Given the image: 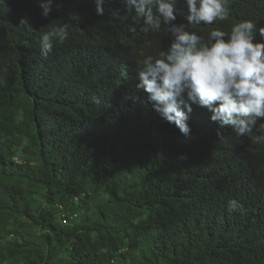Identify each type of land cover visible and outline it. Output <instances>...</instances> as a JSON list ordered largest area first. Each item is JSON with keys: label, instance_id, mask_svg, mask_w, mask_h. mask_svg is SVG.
Listing matches in <instances>:
<instances>
[{"label": "trees", "instance_id": "trees-1", "mask_svg": "<svg viewBox=\"0 0 264 264\" xmlns=\"http://www.w3.org/2000/svg\"><path fill=\"white\" fill-rule=\"evenodd\" d=\"M42 2L0 4V264H264V142L197 104L184 136L143 103L138 61L171 37L142 33L121 0L103 16L53 0L45 17ZM245 20L264 42V0H229L227 19L189 29L207 40Z\"/></svg>", "mask_w": 264, "mask_h": 264}, {"label": "clouds", "instance_id": "clouds-1", "mask_svg": "<svg viewBox=\"0 0 264 264\" xmlns=\"http://www.w3.org/2000/svg\"><path fill=\"white\" fill-rule=\"evenodd\" d=\"M109 0H94L96 14L104 15ZM135 10L133 22L142 33H161L171 37L166 51L146 55L138 61L135 87L144 94L142 102L166 122L174 124L184 136L191 134L188 124L192 104L206 108L210 120L221 128L230 127L237 136L264 142V42L257 41V25L252 20L234 24L230 31L211 30L207 40L189 25H211L227 19L229 0H184L188 24L177 23V0H121ZM53 0L41 3L47 17ZM6 12L5 0H0ZM162 24L165 26L162 28ZM22 29L32 31L27 17L19 21ZM135 31V29H133ZM66 24L50 27L40 40L41 54L53 51L56 41L68 38ZM264 37V28L259 30ZM214 41V42H213ZM258 135L253 136V132ZM229 208L239 205L233 199Z\"/></svg>", "mask_w": 264, "mask_h": 264}]
</instances>
